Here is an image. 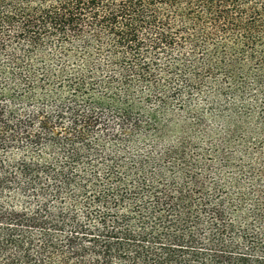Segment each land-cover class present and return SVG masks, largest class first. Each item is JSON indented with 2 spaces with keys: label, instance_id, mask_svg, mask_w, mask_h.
Returning a JSON list of instances; mask_svg holds the SVG:
<instances>
[{
  "label": "trees",
  "instance_id": "16d2710c",
  "mask_svg": "<svg viewBox=\"0 0 264 264\" xmlns=\"http://www.w3.org/2000/svg\"><path fill=\"white\" fill-rule=\"evenodd\" d=\"M0 264H264V0H0Z\"/></svg>",
  "mask_w": 264,
  "mask_h": 264
}]
</instances>
